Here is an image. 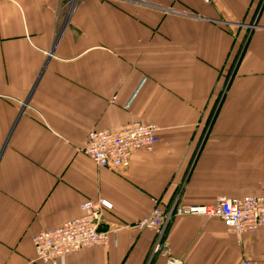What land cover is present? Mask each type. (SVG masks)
I'll use <instances>...</instances> for the list:
<instances>
[{
	"label": "crops",
	"instance_id": "crops-1",
	"mask_svg": "<svg viewBox=\"0 0 264 264\" xmlns=\"http://www.w3.org/2000/svg\"><path fill=\"white\" fill-rule=\"evenodd\" d=\"M68 2L0 0V264H45L33 238L100 199L109 244L57 264H166L134 227L155 201L264 196V0ZM135 122L159 141L127 169L83 153ZM166 239L186 264H264V228L180 216Z\"/></svg>",
	"mask_w": 264,
	"mask_h": 264
},
{
	"label": "built area",
	"instance_id": "built-area-1",
	"mask_svg": "<svg viewBox=\"0 0 264 264\" xmlns=\"http://www.w3.org/2000/svg\"><path fill=\"white\" fill-rule=\"evenodd\" d=\"M210 3V0H204ZM70 0V9L76 5ZM249 28L255 29V25ZM159 128L152 124L135 122L116 131L94 130L89 134L83 153L101 169H127L132 155L140 150L153 152L158 143ZM150 215L135 224L140 231L151 230L155 233L152 255L168 257L166 264H186L171 256L166 233L174 217L195 216L218 218L239 238L246 233H255L264 228V196L244 198H220L209 206H180L177 203L170 210H164L158 201ZM106 209L112 205L103 199L87 201L81 206L83 215L65 223L62 227L45 231L33 238L38 261L57 264L58 260L75 254L83 249L105 247L109 244L113 230H101ZM245 264H250L246 262Z\"/></svg>",
	"mask_w": 264,
	"mask_h": 264
},
{
	"label": "rangeland",
	"instance_id": "rangeland-1",
	"mask_svg": "<svg viewBox=\"0 0 264 264\" xmlns=\"http://www.w3.org/2000/svg\"><path fill=\"white\" fill-rule=\"evenodd\" d=\"M70 1V0H69ZM78 1H80V0H76V2L75 3H77ZM69 6V5H68ZM70 8V7H69Z\"/></svg>",
	"mask_w": 264,
	"mask_h": 264
}]
</instances>
